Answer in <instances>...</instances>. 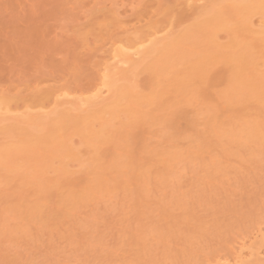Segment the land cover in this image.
<instances>
[{
    "label": "rangeland",
    "instance_id": "1",
    "mask_svg": "<svg viewBox=\"0 0 264 264\" xmlns=\"http://www.w3.org/2000/svg\"><path fill=\"white\" fill-rule=\"evenodd\" d=\"M174 1L175 0H0V92L9 95H19V97L23 98L22 100L12 103L11 106L14 108H11L10 112H12V114H20L23 109L22 104L24 101L32 105L36 96L46 90L61 88L70 91L72 95L79 94L81 90H84L89 83L96 79L99 74L98 71L100 67H102L101 63L107 64V55L109 54L108 47L112 42L110 40L116 39L114 36L117 37L119 34L122 35V30L124 28L133 29L135 26L142 27V25L145 27L148 26L147 24L150 20H153V22H158H156L158 28H167L169 25V28H167L168 31L172 30L169 32L179 31L181 28L183 29L195 22L194 20L197 19L196 17L198 16V9L200 10V8L208 3V0L206 3L205 0H202L203 2L200 0L198 2L199 6L195 5L197 2L194 4L198 6V8H192V6L190 8V5L186 6L182 1L180 2L177 0L178 3ZM201 4H203V6ZM164 5L166 7H164ZM161 6H163V10L164 8L169 9V6L173 15L169 18L165 16L164 14L168 11L164 10L166 12H160ZM163 10L161 9V11ZM202 10H200V12ZM170 14L171 12L168 13V15ZM111 17H113L114 20H116L115 17H118L116 21H118L119 24L115 25L114 23H116V21H111ZM252 18V21L255 23L254 27L255 25H259V15H254ZM107 19L112 23L114 22L113 25H111V22L108 24L109 21H107ZM101 21L104 23L98 24V22ZM151 23L152 21H150L149 25ZM101 24H103L104 27L101 26ZM120 24L122 25L120 26ZM166 28L165 30L163 29L164 31L161 30L167 33ZM163 32L159 34L163 35ZM161 35L158 36L162 37ZM111 36L114 39H109ZM217 41L220 43H225L227 41V34L225 31L221 30L217 33ZM109 63L112 64L113 62L109 61ZM224 67L219 64L213 68L214 76L216 75L215 77L219 78H217V80L215 79L214 84L212 83V85L208 86L207 91L209 96L204 102L209 104L219 103V100L216 99V94L226 86L225 77H223L226 74H222L225 73ZM138 68L135 70L136 77L134 80L136 89L138 86L137 90H140L139 92L146 93L150 91V86L152 88V85H150L152 83L148 80L149 72L142 71V65ZM258 68L262 69L263 67L259 65ZM222 70L224 72H222ZM221 74L223 76H221ZM220 78H222V80ZM48 101L49 100L43 102L44 107L42 109L46 112L53 107ZM66 105L67 104L63 106L66 107ZM181 106V109L184 108V110L181 111L184 112V114L187 113V115L185 114L183 116H187L190 120L187 118L186 121L180 119L177 123L178 126L176 124V128L172 126L170 130L169 127L163 126L165 123L163 121H160L161 124L159 121V124L156 122V125L144 123L145 125L143 126L138 124L141 126L140 128L136 125V130L134 127L131 128L133 133L134 130L136 132L134 135L131 134L132 132L129 130L130 127L128 128L126 126L128 128L127 132H129L126 137L127 140H124V138L121 140L120 138L118 139L121 141L120 143L116 140V146L118 144L121 145V143L122 145H126L125 149H127L126 153L128 156L135 157L134 159L139 158L136 160L138 161L137 163L133 159L135 163H133V168H136L138 163L142 165V163L146 161L147 164H143V167H138L144 168V165H149L150 163L148 164V161H154L155 159L152 157H156V154H158L157 157H160L159 153H162L164 149L165 151L172 150L169 153L176 150L179 151V154L183 152V155H187V152L189 150L192 151L196 146L199 150L196 149V154H194L195 152L193 153V151V154H190L191 156L196 155L194 157L192 156L196 161L194 160L193 162L189 154L188 156L184 155L186 158L190 157V162L189 160L186 162L181 161L178 163L180 166L178 164L175 165L181 169L179 172L175 169L176 172L172 174L175 175L173 177L171 174L165 176L166 178L171 176L172 179H164L167 180L165 182L161 180V182H164L161 183V186L167 184V187L163 185L165 188L159 187L160 180H156L158 177L156 179L152 177L155 172L157 174V171L160 170V167L157 166L158 170L153 164L154 168L149 165L152 167V172L155 171L150 173L152 175H150V178L147 180L148 182L150 181V186L144 183L146 185L145 187L144 184H141L143 182L138 183L139 181L137 182L136 180L137 185L134 182L135 180H132V182L128 179L132 185L133 183L135 184V186L131 187L132 189L130 188L131 191L129 188L126 189V186H131L130 182L127 181L129 185H127L126 181H124L126 183L120 182V185L119 181L122 180L121 177L123 176L120 177L118 173L116 174L115 172L108 171V181L113 180V177L114 179L116 177L120 178H118L119 181H117L119 184L118 187H116L117 189H114L116 191L118 190V193L112 191L109 196V193L106 194L107 196H103V199L99 197L98 200L96 198V200H90V202H83L84 204L79 202L77 203L78 206L76 204L69 207L67 206L68 204H66L65 206L68 210L65 212L67 208L65 207L64 209V204L60 203H63L61 198L66 196L68 193L67 191L70 189L69 192H75V189L76 192H79L80 188L86 186L84 181H87V183L90 182L89 173L87 178V172L89 171L85 172V170L90 169L88 165L91 164L89 157V152L91 150L89 151L90 148L83 146L80 143V138L76 135L72 136L71 143L77 154H80V160L71 159L66 163V165H68L67 172H69L66 173L65 176L67 177L68 175L71 177L70 179H68L69 177L67 178L68 181L70 180V184L67 181L64 183V185L67 184L65 185L66 188L68 187L67 189L65 187V189H63V184L61 183L62 186L57 187V185H55L57 188H54L55 186L50 187L52 191L50 195L49 193H46L47 195L42 194V192L40 194L38 190L37 192L40 196L43 195L41 199L39 198V194L37 195V193H35L37 186L33 187L32 184L29 186V184H24L22 182V187L21 184L19 185L18 183L21 179L18 178L19 181H15L14 177V181L7 184L9 177L6 182L4 178L3 182H5V184L2 181L0 182L1 210H3V208L6 209L5 207L7 205L10 207V203L13 205V202H15L14 205L20 202L18 204L21 206L23 205V207L38 202L39 204L42 203V205L45 204L43 209V206H40L41 211L47 209L46 212L49 213V215L46 214V212L43 214V211H40L42 214H40V212L38 213V215L40 214L39 216H44V222L40 220L43 218L42 216L39 217L37 214H35V217L33 216L36 220L37 217H39L41 223L38 221L30 222V220H34V218L26 217L25 219L23 215H21V219L20 216L19 218L16 216L17 219H14L15 217L12 215L11 216L14 218L10 216L11 219H4L6 220V227L4 228L8 230L13 229V226H16L17 223L20 224L19 226L22 225L25 227L21 226L23 231H19L20 233H16V227H14L16 231L15 235L13 234V236L9 237L10 232L8 231V236H6L7 233L4 235L5 229L1 226L3 231L0 229V233H2V235H0V264H233V257L240 245L244 244L246 249V245L250 246L254 245V243L256 244L261 239L260 234L264 233L263 149L260 150L261 153L259 150H255L254 153L252 149H255V147L252 148L254 146L252 143H247L249 147L252 145L250 148L245 147V149H241L237 142H235V144L234 142L229 143V141L223 137H216L215 134L210 132L211 128H209V125L203 119L204 117L206 118V116L203 117L205 113L200 111L204 113L200 114L198 112L199 110L197 111L194 108L196 107L199 109V104H182ZM237 106L236 108H238ZM13 109L16 112L12 111ZM39 109H34V113L38 112ZM248 112V114H251L250 116H254L258 120H264L263 111L258 113L255 108L254 110L252 108L248 110ZM174 113L173 111V114ZM219 113L222 114L221 110H219ZM222 117L223 115L221 118ZM187 120L189 121L188 123ZM115 122V126H118V121ZM121 122L119 121V123ZM192 122H195L194 126ZM205 123L207 124V129L205 128ZM148 124L151 126H148ZM121 127L122 126H120V128ZM173 128L176 130H173ZM120 130L125 129L121 128ZM204 133L206 134L204 135ZM197 134H201V136L204 135V138H201V136ZM136 135L137 137H135ZM198 137L200 139H198ZM213 138L216 140L218 138L221 142L219 140L216 142ZM202 139H205V141ZM124 141L126 143H124ZM1 142H5V136H2V134H0V143ZM216 143H219V145L221 143L223 145L227 143L228 145L226 144V147L224 145V148L222 145L218 146ZM144 144L148 146L146 148H149L151 152H149V149L147 150L145 148V150L142 148ZM151 148L158 151H152ZM107 149H110V147ZM238 149L244 152L241 153ZM247 149L251 150L248 151ZM200 150H202L201 152L203 154L199 153ZM246 150L248 151L247 153ZM250 151H252L254 155L250 153ZM152 152L156 154L153 153L152 155ZM166 153H168V151H166ZM198 153L199 155H197ZM244 153L246 155H244ZM248 153L253 156H250L252 159L247 157ZM101 154V157H99L100 162H103L101 158L108 160L105 152L102 151ZM200 154L203 156L201 157ZM104 155L106 157H104ZM161 156L163 155L161 154ZM167 156L168 154L165 158H167ZM122 157L124 158V155ZM148 157L151 159H148ZM247 158H250V161H248ZM56 160L53 161L55 166L63 163H58ZM84 160L86 165L83 163ZM86 160L89 162H86ZM105 160L104 163L106 162ZM254 160L259 162L256 161V164L251 163ZM66 161L67 160H65L64 163ZM157 161L155 160V162ZM213 162L216 166L212 165L210 168ZM218 162L219 164L222 162L220 168L217 167L216 163ZM205 164L208 165V167H206ZM57 166L55 168H58ZM203 166L206 167V169ZM146 167L150 170V167ZM141 168H139V170L137 169V171H140ZM51 169L52 168H50V170ZM212 169L215 172H213ZM50 170L48 169L47 171ZM52 171L46 172L47 176L52 177L54 175V171ZM210 171H212L213 175ZM160 172L158 173L159 176ZM114 174H116V176H113ZM156 174L155 176H158ZM161 176L164 178V174ZM105 177H107L106 174ZM153 178L155 179L153 182H158L153 183L149 180ZM10 179L12 180V178ZM147 181L146 183H148ZM168 181L170 184H168ZM15 182L22 188L18 189L19 187L17 188V186H15L17 191L13 189L14 187L11 188L16 184ZM72 183L73 186L71 185ZM10 184L11 186H8ZM139 185H141V187L144 185V190L146 188L144 193L142 192L143 188L141 189ZM77 186L80 188L78 189ZM31 187L35 190H33V188L30 190L29 188ZM120 187H125L126 190L120 189ZM11 189L13 191H11ZM127 190L131 193H128L129 191ZM47 191L48 190H46V192ZM62 191H65L63 195L60 194ZM58 192L59 196H57ZM125 192L127 195H124ZM44 196L49 197H46V199L48 198L47 201L44 200ZM58 197H61L60 201ZM176 197H178V199L180 198L179 202ZM4 199L5 201H3ZM40 199L41 201L43 200L41 203L39 202ZM80 203H82V205ZM1 214L0 212V220L2 217ZM10 214L12 213L10 212ZM62 214L66 215L63 218H59L62 217ZM6 215H9V213H5V217ZM13 215H15V212ZM17 220H19V222H15ZM26 221L29 225H27V223L25 224ZM0 223L2 225L5 221H3V223L0 221ZM45 223L48 224L46 225ZM45 225L46 228L44 227ZM167 229L169 231H166ZM158 230L162 232L160 231L161 233H157ZM163 232H166V235ZM159 234L161 236H159ZM162 234L163 237L165 236L164 239L160 238ZM136 239L138 243L135 242L137 241ZM252 242L253 244H251ZM244 251V258H247L249 255L245 256L247 251L243 250V252ZM248 259H244L243 262L245 263ZM252 259H254L253 256Z\"/></svg>",
    "mask_w": 264,
    "mask_h": 264
},
{
    "label": "bare ground",
    "instance_id": "2",
    "mask_svg": "<svg viewBox=\"0 0 264 264\" xmlns=\"http://www.w3.org/2000/svg\"><path fill=\"white\" fill-rule=\"evenodd\" d=\"M179 1L180 2L182 1L186 6L190 5V8L191 6L192 8H198L199 6L198 2L200 0H179ZM203 1L201 0V2ZM206 1L207 0H205V3ZM220 1L208 0L207 1L208 3L205 4L204 6H203L204 3L201 4L203 7L200 8L201 7L200 5L199 8L200 10L202 9L203 10L200 12V10L198 9V14H197L198 16L196 17L197 19L194 20L195 22L191 23V25L183 29L181 28V30L179 31L169 32L172 30L168 31L167 29L169 28L168 25L167 28L165 27L167 29V33H165L163 32L165 28H163L164 29L163 30L162 28L160 27L158 28V26H156L157 21L153 22V20H150L152 21L153 24L151 23L149 25L150 23L149 21V23L147 22L148 26L145 27L142 25V27L135 26V28L133 29L124 28L122 30L123 32L121 31L122 35L119 34L117 37L114 36L116 39L112 38L111 36V38L109 39H114V40H110L112 42L110 43V46L108 45L109 54L107 55L108 56L107 62L105 61L107 64L101 63L102 67H100V70L98 71L99 74L97 75L96 79L91 83H89V85L86 88H84V90H81L80 93L77 95H72L70 91L63 90L61 88H57L55 90H46L41 94H38V96H36L34 102H32L33 103L32 105L24 101L22 104V108H23L22 112L20 111L21 113L17 115V114H12V112H10L11 108H14L11 105L12 103L18 100H22L23 98L19 97V95L18 96L9 95L0 92V134H2V136H5V142L0 143V171H1L0 182L1 181L3 182L4 178L6 179L5 180L6 182L8 177L9 178L7 184H9V182L11 181L14 180L19 181V179H21L22 181L20 180L21 182L19 181L18 183L19 185L21 184L22 187H23L22 182L24 184H29V186L31 184L33 185V187L37 186L36 190L33 187L29 188L30 190H32L33 188V190H35V193H37V195L39 193L41 194V192L42 194L47 195L49 193L50 195V192H52L50 190V187L55 185H57V187L62 186L61 183L63 184V189H65L66 188L65 185L67 184L64 185V183H66L67 181L70 184V180L68 181L67 178L68 177H69L68 179L71 178L68 175L67 177L65 176V174L69 172V171L67 172L68 165H66V163L68 162V160L71 159L74 160L77 159V161L80 160L79 158L80 154L79 153L77 154L75 149L72 147V143H71L72 136L76 135L80 138V143L83 146L90 148L89 151L91 150L89 152L91 164L88 165L90 169H87L88 168L87 167L86 168L87 170H85V172L89 171L87 172V178L89 173L90 182H88L89 183L88 184L87 181L86 182L84 181V183H86V186L84 184L85 187L82 185L84 188H80L77 186L78 189L80 188L79 192H76V189L74 190L77 194L72 191L69 192L71 190L69 188L70 190L67 191L68 193L66 196H64L65 198L63 197L64 199L61 198L62 196L60 195L61 196L60 198L63 200V203L62 202L60 203L64 204L63 206L64 209L66 207L65 206L66 204H68L67 206L70 207L71 205L72 206L76 205L79 202L86 203L88 201L90 202V200H96V198L98 200L99 197H102L101 199H103V196H105L108 193L109 196L111 194L110 192L112 191H114V193H118L117 192L118 190L116 191L114 189H117L116 187H118L119 185L117 182L119 181L118 180L119 177L118 178L116 177L115 179L113 177V180L108 181L109 178L107 175L108 171L115 172L116 174L118 173L120 177L123 176L121 177L122 180L119 181V183L124 181L130 182L129 180L131 181L135 180L134 182L136 183L137 180V182L139 181L138 183L143 182L141 184L145 183L149 185L150 181L148 182L147 180L148 178H150V175H152L150 174L152 172L151 170L152 167L150 166L153 165L156 167L158 166L160 167V170L158 169V167L156 168L159 170V171L156 170L157 174L155 171L153 172H155V174L158 175V173L161 171L160 176L159 175L155 176V174H153L152 177H155V179L158 177V179L156 180L158 181L160 180L159 182L160 184L158 183L159 187L165 188L164 186L167 187L166 184L167 182L165 183L166 185L163 184L164 186L163 185L161 186V183L167 181L164 179H168V178L172 179L171 176L172 177L175 176L172 174H174L176 170H178V172L180 171L181 168H178L175 165L181 161L184 162L188 161L190 157L186 158V156H188V154L189 156H191L190 154H193L196 151V149H198L196 146L195 149L194 148L192 149L193 153L191 150L188 149L189 151L187 152V155L184 154L186 156L182 154L183 152H180L179 154V151L176 150L173 151L174 153L173 152L169 153L172 150H166L168 151V153H166L164 149L165 152L160 151L162 153H159V156L161 157L160 158L157 157L158 154L152 152L151 153L152 155L153 153L156 154L158 161L156 157H152V158L155 159L159 164L155 162V160L154 161L150 160L152 163L148 161V164L150 163L149 164L150 166L144 165L145 167L146 166L150 167L149 168L150 170H148L147 167L141 168L143 167L142 166L143 164H147V161L145 163H142V165H140L141 163L140 164L138 163L136 165V168H133V163H134L133 161L134 160L136 161L139 158L134 159L135 157L133 158L131 156H128L126 153L127 149H125L126 145L124 144L125 145L124 146L121 143V145L118 144L116 146L117 144L116 140L120 138L121 140H123V138L124 140H127L126 137L128 136L127 134L129 133L127 132L128 128L130 127L129 130L131 131L132 130L131 128L134 127L135 129L136 125L137 127L140 128L141 126L145 125L144 123L156 125L158 121L160 124H161L160 121H163L166 123V124L164 123L163 126L169 128L174 126L176 128V124L180 121V119L181 120L184 119L183 121H186V118L188 119L187 116L185 117L183 116L185 114L187 115V113L184 114V112H182L184 110V108L182 109L180 108L182 107L181 106L182 104L184 105L199 104L198 106L199 109H197L196 107L194 108L197 111L199 110L198 112L200 114L205 113L203 117L206 116V118L204 117L203 119L209 125V128H211L210 132L215 134L216 137L219 138L223 137L224 139H227L229 143L234 142L235 144V142H237L239 144L238 145L239 148L241 149L242 148L245 149V147H249L247 143H252V145H254L252 148L255 147V149H252L253 152L255 150L257 151L259 150L260 152V150L263 149V153H264V120H258L256 117L254 116L252 117L250 116L251 114H248L249 113L248 110L252 108L253 110L255 108V110L258 111V113H260V111L264 112V0H220ZM174 2H177V0H175ZM194 4L198 6H195ZM161 7H160V12L164 13L166 12L164 10L168 11L166 12L167 14L166 13L164 14L165 16H168L169 18L170 16L173 15L172 14L173 12L170 11L169 6H168L169 9L164 8V10H163V6ZM164 7L166 6L164 5ZM161 9L163 11H161ZM169 11L171 12L170 15H168V13H170ZM254 15H259V23H258L259 25H255V27H254L255 23L252 21L253 20L252 17ZM111 18H110L111 21H116L118 19V17H115L116 20H114L113 17ZM107 21H109V19H107ZM111 21H109L108 24ZM100 23H104V22L102 21L98 22V24ZM113 23L111 25H113ZM114 24L116 25L119 23L118 21H116V23ZM121 25L122 24H120V26ZM101 26H103V24H101ZM221 30L225 31L227 34V41L225 43H220L217 41V33ZM160 32H163L164 33L163 35L165 36L159 34ZM158 35L159 36L161 35L162 37H159ZM109 61L113 63L111 64L109 63ZM219 64H221L223 67L225 66L224 67L225 73L222 74L224 75L226 74V75L223 76L221 74V76L225 77L224 80L226 82V86L216 94V99L219 100V103L209 104L204 102V100L209 96L207 91L208 86L212 85V83L214 84L215 79L217 80V78H219V77H215L216 75L214 76L213 73L214 72L213 68ZM140 65H142L143 67L142 68L143 70L142 69L140 70L144 72L146 71L149 72V75L147 73L146 74L149 76L148 80L150 81V83H152V84L149 83L150 85H152V88L150 86V91L146 93L139 92L140 90H137L138 86L136 89V84L134 81L136 77L135 70L138 67H140ZM259 65H261L263 68L262 69L258 68ZM224 71L222 70V72ZM220 79L222 80V78ZM47 100H49L48 101L49 104L51 103L53 107L46 112L42 108L44 107L43 102ZM65 104H67L68 106L66 105V107H64L63 105ZM236 106L238 108H236ZM37 108L38 109L41 108V109H39L38 112L34 113V111ZM41 110H43L44 112ZM219 110H221L222 114L219 113ZM12 111L15 110L13 109ZM173 111L175 112L174 114ZM200 111H203L204 113ZM222 115L223 117L221 118ZM188 120H190V118ZM188 120L187 123L189 122ZM115 121H118L117 123L118 126L120 124V126H122L121 128L125 130H120L121 129L120 126L119 127L115 126L116 125ZM119 121L120 122L122 121L121 122L122 124L119 123ZM206 123H205L206 125L205 128L207 127ZM138 124L141 126H139ZM149 124L148 126H151ZM194 125L195 122L193 123V126ZM175 128H173V130ZM135 130L134 133H136ZM134 133L132 132L131 134ZM205 134L206 133H204V135ZM197 135L201 136V134L200 135L197 134ZM203 136H201V138H204ZM135 137H137V135ZM198 139L200 138L198 137ZM202 140L205 141V139ZM215 140L216 139H214V141ZM217 140L220 141V139L218 138ZM117 142L120 143L121 141L118 140ZM124 143L126 142L124 141ZM219 143L216 144H218V146L222 145V147H224L225 145L226 147L227 143L224 145L222 144L223 142L220 145ZM143 146L142 148L144 149L148 147L145 144ZM109 147L112 151L110 149H107ZM146 149L148 150L149 148ZM241 149L238 150L241 152L242 151ZM153 150L154 149H152V151ZM247 150L249 151L251 149H247ZM247 150L246 153L248 152ZM102 151L105 152L108 160L101 158V160L103 159V162H100L99 157L101 156L103 157V155L101 154ZM201 151L202 150H200L199 153H202ZM149 152H151L150 149ZM253 152L250 151V153ZM199 153L197 155H199ZM161 154L164 157L161 156ZM167 154L168 156L167 158H165ZM194 154H196V152ZM123 155L124 158L122 157ZM244 155L246 154L244 153ZM106 156L104 155V157ZM192 156L194 157L196 155H192ZM250 156L252 155L248 153L247 157ZM149 157L148 159H151ZM193 157L191 158V160H193L194 162V160L196 161V159L195 158L193 159ZM250 158L249 159L247 158L248 161H250ZM54 159L55 160L58 159L56 160L58 161V163L61 162L63 163L59 164L58 166L56 165L58 168H55L56 166L53 163V161H55ZM65 160L67 161L64 163ZM104 160L106 161L105 163ZM256 161L257 160H254L251 163H255ZM86 162L89 161L86 160ZM137 162L138 161H136V163ZM83 163L85 164V160L83 161ZM83 163L82 165L84 166ZM216 164L217 167L220 168L222 162L220 164L219 162ZM212 165H215V163L214 162L213 164L211 163L210 168ZM205 166L208 167V165L206 164ZM206 167L204 168L206 169ZM50 168H52L54 172L52 171V169L50 170ZM139 168H141V170L137 171V169L139 170ZM48 169L52 171L55 176L54 175L52 177L47 176L46 172H50L47 171ZM212 171H210L211 174ZM105 174L107 177H105ZM116 174H114L113 176H116ZM162 174H164V178L161 176ZM169 174H171V176L166 178L165 176L167 175L169 176ZM10 178H12V180ZM155 179L153 178L149 180L153 182ZM161 180H163L164 182L163 181L161 182ZM146 181L148 183H146ZM158 181H155L153 183H156ZM5 182L3 183L5 184ZM128 182L127 185H129ZM15 183L17 184V182ZM11 184L8 186H11ZM16 184L15 185L13 184L14 186H12L11 188L14 187L13 189H15V191H17L16 189L18 187H19L18 189L22 188L18 184L17 185ZM130 184L131 186L130 185H129L130 187L126 186V189L127 188L130 189L132 186H135L134 183L132 185V183L130 182ZM168 184H170L169 181ZM71 185L73 186V183ZM144 185H142V187L141 185H139V187L142 189ZM15 186H17V188ZM57 187L55 186L54 188ZM120 189L126 190L125 187L124 188L120 187ZM46 190L48 191L46 192ZM145 190L143 188L142 192L144 193ZM11 191L13 190L11 189ZM130 191L128 193H131ZM63 192L65 191H62V193L60 194L63 195ZM40 194H39V198L43 197V195L40 196ZM125 194L127 195L126 192L124 193V195ZM57 196H59V192ZM46 197L48 196H44L45 199L44 198L43 199L47 201L49 197L47 199ZM176 198L178 199V197ZM41 199L39 201L40 203L43 201V200L41 201ZM3 201H5V199ZM14 203L15 202H13V205L12 203H10L11 204V205L9 204L10 207L7 205L5 207L6 209L3 208V210H1L0 208V212L2 213L1 214L2 217L0 221L2 223L3 221H5V223L2 225L0 223V227L1 226L3 228L6 227L5 226L6 220L8 219L14 217H15L14 219H17V217L19 218V216L21 219V215H23L25 219L26 217L34 218L35 214L39 216L40 214H42L41 212L43 211V210L41 211V207L43 206L42 207L43 209L45 205L44 202H43L44 205H42V203L39 204L38 202H35L29 205L25 204L26 206L23 207V205L21 206L20 204H18L20 202H18L17 205H14ZM82 203L80 204L82 205ZM46 210L43 211V214L44 212H46ZM65 210H66L65 212H67L68 208ZM2 211L5 212L3 213ZM10 212L12 214H10ZM14 212L15 215H13ZM39 212L40 214L38 215ZM5 213L6 214L9 213V215H6L5 217ZM46 214L49 215V213L47 212ZM60 214L58 215L61 216ZM63 214L62 217L59 218H63L66 215ZM11 215L14 217H12ZM41 216L43 217L42 219L39 218ZM41 216L37 217V220L35 218L34 220H30V219L29 220L30 222L38 221L41 223V221H39L40 219L42 220V222H44L45 218L43 215ZM15 222H19V220ZM26 223L27 221L25 222V224ZM19 225L20 224L17 223L16 226H13V229H9V230L7 228H4L5 232L3 234L5 235L7 233L6 236H8V231H9L10 232L9 237H10L13 236V234L15 235L16 231H17L16 233H18L19 231L20 232L23 231L22 227L25 226L21 225L22 226L21 227ZM27 225L29 224L27 223ZM46 225L44 226L45 228ZM2 227L0 229H2ZM14 227H16V231ZM11 230H13L14 233ZM160 231L158 230L157 233L162 232ZM166 231L169 230L167 229ZM0 235H2V233H0ZM260 235H261V239L259 238L260 239L259 241L256 239L258 241V242L256 241L257 242L256 244L254 243V245H250V246L246 245V249L244 244H242L243 246L240 245L238 247V251L236 253L234 252L235 256L233 257L232 260L233 264H241V263L264 264V233ZM159 236L161 235L159 234ZM160 238L164 239L165 236L163 237L162 234V237ZM135 242L138 243V240ZM251 244H253V242ZM243 250L247 251L245 256L249 255L248 256L249 259L248 257L244 258L243 253H245V251L243 252ZM252 256L254 259H252ZM244 259L245 260L248 259V260L244 263L243 262Z\"/></svg>",
    "mask_w": 264,
    "mask_h": 264
}]
</instances>
